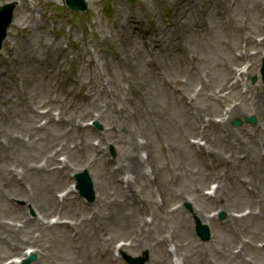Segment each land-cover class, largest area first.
I'll list each match as a JSON object with an SVG mask.
<instances>
[{"label": "rangeland", "instance_id": "1", "mask_svg": "<svg viewBox=\"0 0 264 264\" xmlns=\"http://www.w3.org/2000/svg\"><path fill=\"white\" fill-rule=\"evenodd\" d=\"M14 1H20L14 13V21L21 22L24 30L19 32L16 24H12L0 52V125L2 124V129L19 131L20 128L21 121L18 116H13L12 123L8 125L3 123L2 115L5 107L7 105L10 107L7 103L14 92L22 96L26 95L29 100H41V102L45 101L44 103L50 101L54 115H57V111L61 112V118H67L70 115L71 120L83 121L86 126L87 122L92 120L91 115L82 119L79 113L81 114L88 107H90L88 112H101L100 118L97 119L101 129L89 127L90 132L86 135L87 145L91 151L85 154L81 164L68 163L66 178L54 188L49 183L46 187L47 193H54L56 196L73 182L74 172L82 171L81 168L87 166L86 161H89L93 155L96 156L92 148L93 143H98L101 138L103 140L98 147L105 148L106 156H102L104 158L99 160L96 157L90 164L91 167L87 171L93 176L115 170L119 166L117 154L120 152L127 156L135 152L144 157L143 166L146 168L165 166L167 171H173L181 158L174 151L168 150L165 145L180 146V150L186 154L184 157L186 160L181 164L185 165V162H189L193 168H201L204 160L188 145V140L196 138L197 132L187 133L185 129H182L187 120L194 123L191 117L193 108L188 107L187 101L194 104L195 110L201 117L211 115L214 121H217L222 118L219 114L221 111L226 114L228 110H235L234 104L239 105L240 99H243L244 102L239 107L246 115H241L235 110L236 117L227 123L229 129L223 132V136L227 139L230 133L240 135L251 132L257 137L254 141L259 143L260 151H264V118L257 115L256 101L253 99L254 94H264V84L259 77L261 58L264 55V14L262 10L257 9L264 6V0H85L89 10L83 14L71 12L61 0H0V6ZM181 4L183 6L177 10ZM24 6L28 9H24ZM178 13L181 17V20L178 19L180 24L176 23L174 27L172 22ZM232 25L235 26L232 27ZM237 27L239 32L235 33L234 29ZM162 37L165 41L164 47L173 46V48L169 47L164 54L158 50L155 52L151 44V42L157 44ZM257 37L258 40L262 39L261 45L256 43ZM244 53L248 54L250 59L242 58L241 61L228 65L230 68L241 66L247 60L251 63L249 71L240 78L241 84L238 88L225 94L227 101L219 104L217 109L214 108L213 97L217 94L223 97L219 91L225 89V84L233 76V74L224 73L221 68L222 61L227 59L228 62ZM9 57L11 60L7 64L5 58L8 60ZM151 61L157 63L161 71L160 76L154 80L157 86L153 88L145 86L144 92L137 95L129 86L134 84V81H141L142 85H146V69H150ZM95 78H98L107 90L105 96L98 101L100 107L89 106L90 99L85 97L86 94L97 95L98 88L91 87V82ZM253 78H256L254 83H252ZM244 83H246L244 86L248 88L247 94L242 93ZM163 84L167 88L171 86L172 91L165 92ZM94 99L92 98V101ZM135 105H137V111L143 110L144 119L139 121L140 115H137L136 120L133 119V122L124 125L121 129L122 134H127L124 140L118 137L112 139V132L116 127L111 120L121 116L120 110L123 107L133 113L136 110ZM246 117H253L255 123H245ZM235 118L240 119L243 125L234 127L232 121ZM143 121L154 124V127L152 124L151 126L158 133L157 136L155 132L156 138L160 139L157 149L161 155L157 154L156 149L151 153V139L142 132L145 128ZM54 126L56 131L66 130L65 127ZM148 126L150 127L149 124ZM211 133H216V129H213ZM77 139V136L68 138L66 140L68 148L74 145ZM131 142L138 146L134 151ZM160 144L163 146L160 147ZM140 146L143 148L141 149ZM146 147L149 148L150 154ZM215 150L218 151L219 148L216 147ZM71 151L74 153L77 150ZM58 156L62 157L59 158L60 160H63L64 153ZM213 172L224 173L219 166ZM154 175H151V180L155 183ZM211 182L213 181H206L200 188L206 191ZM24 184L30 189L26 182ZM219 186L222 192L226 190L225 182L221 181ZM227 190L232 199L237 198L234 181L227 185ZM151 191L153 192L149 188V192ZM95 193L98 194L97 191ZM52 197L54 198L53 195ZM15 199H17L13 201L15 205H23L20 198L15 197ZM66 199L70 201L66 204L70 206L68 212L71 211L67 214L63 212L66 221H75L85 215L92 210L94 203V201L87 203L78 194L73 193ZM175 207L181 208L186 214H190L193 208L189 202L172 200L167 202L164 211H174L172 209ZM23 210L27 216L32 217L34 210L30 208V205ZM49 212L50 219L53 217V210ZM149 212L152 211L149 210ZM207 212H211V209ZM229 212L239 213L233 208H230ZM222 213L224 217L220 218L219 215ZM10 214L12 212L6 209L0 210L2 219ZM211 215H215L217 219L216 224L209 225L211 235H214L216 227H220L219 224L226 220L227 215L221 210ZM10 218L12 217L5 219ZM164 218L169 225L175 223L170 215L168 217L165 215ZM5 219L4 221L9 223ZM195 219L196 217L188 219L189 226L185 237L195 246L204 249L211 240L203 243L196 237ZM52 232H45L46 234L43 233L38 239L36 254L41 257L39 264H64V260L54 263L53 258L58 253H65L67 250L69 252L68 246L61 251L62 244L50 237ZM106 234L109 233L106 232L104 235ZM111 239L126 240L119 235H113ZM56 247L60 248L56 250ZM125 251L127 250L117 253L119 264H127L123 255L145 258L144 264L148 263L146 252L128 251L129 254H127ZM44 252L48 258L42 257L41 254L44 255ZM11 256H14V253L4 256L2 262ZM244 258L250 259L253 256L244 253ZM36 262L37 257L31 264ZM85 264H105V262L103 257L95 253L85 261Z\"/></svg>", "mask_w": 264, "mask_h": 264}, {"label": "bare ground", "instance_id": "2", "mask_svg": "<svg viewBox=\"0 0 264 264\" xmlns=\"http://www.w3.org/2000/svg\"><path fill=\"white\" fill-rule=\"evenodd\" d=\"M15 3L18 8L20 1H15ZM182 6V4L179 5L177 10ZM24 9L28 8L24 6ZM257 9L262 10L264 14V6L257 7ZM178 15L179 13L172 22L174 27L176 23L180 24L178 21L181 17ZM15 24L17 31L24 30L21 22L17 21ZM257 29L262 31V29ZM234 31L238 33L239 28H235ZM159 40L157 44L151 42L155 52L158 50L164 54L169 47L173 48V46L164 47L163 37ZM159 42H161L160 45ZM10 60V57L8 60L5 58L7 64ZM226 60L222 61L221 68L226 75H230L233 70L229 63L234 62L235 59H230L228 62ZM149 67L150 69H146L145 74L146 85H142L141 81H134V84L129 86L137 95L144 92L145 86L148 88L157 86L154 80L161 74L159 65L151 61ZM237 85L238 82L232 84V86ZM91 87L98 88V92L96 96L86 94L85 97L90 99L89 106L100 107L98 101L105 96L107 90L98 78L92 80ZM163 88L165 92L172 91L171 86L167 88L163 84ZM230 89L234 87H227L219 93ZM220 96L217 94L213 97V107L216 109L219 104L227 101V98ZM92 98H95L94 101ZM253 99L256 101L257 115L264 118V94H254ZM9 100L7 104L10 107L7 105L2 115L3 123L5 125L12 123L13 116H18L21 123H19V131L3 130L2 124L0 125V210L3 208L12 212L4 217V219L12 217L5 219L9 223L0 218V264H4L2 260L9 253L17 256L28 248H37L38 239L48 231H53L50 237L62 244L61 251L66 246L69 249V252L67 250L65 253H58L53 258L54 263L64 260V264H85L91 255L98 253L104 258L105 264H119L113 251L117 239H111L113 235H119L129 241L128 247L130 248L127 251L146 252L147 264H172L171 255L167 252L165 245L172 249L177 262L182 264H264L263 249L253 245L256 239L264 237V151H260L259 143L254 141L257 137L251 132L240 135L230 133L227 139L223 136V132L229 129L227 122L236 117L235 110L241 115H246L239 107L243 104V99H240V104L236 105L235 110L230 111L228 121L217 124L209 115L208 118L202 117L198 124V127L204 126L200 134L204 144L197 145L194 149L197 150V155L204 160V164L209 160L211 167L215 164L223 168L224 173L219 174V179L225 182V191L221 192L220 187H217L212 194L204 195L200 187L206 181L214 180L207 172L210 167L205 164L197 169L193 168L189 162H185V165L181 164L186 160L184 158L186 154L180 150V146L165 145L168 150L174 151L181 158L173 171H167L165 166L146 168L139 154L134 152L127 156L120 152L117 154L119 163L117 169L107 174L98 173L93 177V181L91 180L93 189L98 192L95 195L92 210L79 217L73 224L48 222L51 216L49 211L53 210L52 215L58 216V219H61L63 210L67 214L70 206L66 204L70 201L57 199L54 193H47L46 187L49 183L52 188L60 185L66 178L68 163L81 164L84 161L85 154L91 151L86 141V135L90 131L82 125L83 121L71 120L70 115L61 119L62 127L67 125L68 129L56 131L50 119L52 111L48 107L50 102L29 100L26 95L22 96L16 92ZM89 108L79 113L82 119L93 114V112H88ZM134 108L136 110L132 113L123 107L120 110L121 116L111 120L116 127L112 132V139L118 137L124 140L127 136L121 133L124 125L133 122V119L136 120L137 115H140L139 121L144 119L143 110L141 109L142 113L137 111V105ZM41 110H46V112L42 114ZM100 110L102 111L101 108ZM99 116L98 114L96 118ZM144 123L145 128L142 132L148 139H151V153L156 149L157 154L161 155L157 149L160 139L156 138L157 132L152 128L154 124L150 121ZM195 128L197 125L187 120L182 129H185L187 133L189 131L193 133ZM211 129H216V133L208 134L206 130ZM180 132H182L181 128ZM76 136L82 138L78 140L81 151L77 150L73 153L68 149L66 140ZM58 144H61L63 152H66L68 163L65 162V165L56 163V156L59 154L56 151ZM131 144L133 151L138 148L136 144L132 142ZM162 146L163 144H160V147ZM216 147L219 148L218 151L215 150ZM146 149L150 154L149 148L146 147ZM94 152L98 160L106 155L105 151L100 148H94ZM151 175H154L155 183L152 182ZM233 181L237 189V198L234 199L228 195L227 190V185ZM24 182L29 185L30 189L25 186ZM149 188L153 192H149ZM15 197L20 198L23 202L22 206L13 204V201L17 200ZM172 200L190 202L193 206L192 212L186 214L181 209L172 213L165 212L167 202ZM215 202L218 203L217 209L224 211L227 217L223 223L219 224L220 227H216L209 245L200 249L185 237L189 226L188 219L197 217L205 225L216 224V218L210 217L207 212ZM29 205L34 210L32 217H28L23 210ZM255 207L258 208L257 213H255ZM230 208L237 209L239 212L247 208L249 213L236 217L229 212ZM149 210L152 213H149ZM148 214L151 215L149 222L145 220ZM165 214L167 217L172 216L175 220L173 225L165 222L167 220L164 218ZM255 214L260 215L255 216ZM106 232L109 234L104 235ZM237 246H240V250L237 254H233L232 251ZM59 248L56 247V250ZM244 253L252 255L253 262H246ZM35 255L37 257L35 264H39L41 257ZM41 255L48 258L45 252Z\"/></svg>", "mask_w": 264, "mask_h": 264}, {"label": "water", "instance_id": "3", "mask_svg": "<svg viewBox=\"0 0 264 264\" xmlns=\"http://www.w3.org/2000/svg\"><path fill=\"white\" fill-rule=\"evenodd\" d=\"M65 4L69 9L75 12H86L88 9V6L84 0H65ZM14 7H15L14 4L4 5L0 7V49L2 46V42L6 37V31L12 21ZM262 77L264 81V66L262 69ZM77 179L79 181V189L81 190L82 185L86 186L88 193L87 197H91L90 185L86 177L81 176L78 177ZM199 233L202 234L201 231H199ZM202 237L204 239L207 238L205 234L204 235L202 234ZM24 264H29V262H25Z\"/></svg>", "mask_w": 264, "mask_h": 264}]
</instances>
